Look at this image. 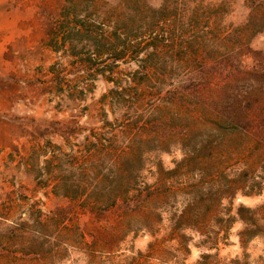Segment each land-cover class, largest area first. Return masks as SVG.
Segmentation results:
<instances>
[{
	"label": "trees",
	"instance_id": "16d2710c",
	"mask_svg": "<svg viewBox=\"0 0 264 264\" xmlns=\"http://www.w3.org/2000/svg\"><path fill=\"white\" fill-rule=\"evenodd\" d=\"M241 1L246 19L234 26L226 17L237 0H64L44 39L58 54L46 92L60 97L59 109H76L98 76L114 86L101 99L100 124L81 123L76 116L55 120L33 134L29 147L12 145L0 157V264H62L70 246L85 238L78 226L71 229L68 210L46 212L40 200L25 193L21 176L90 212L120 204L131 211L146 209L145 227L154 238L161 231L156 225L164 221L156 211L171 213L165 238L186 240L189 230L216 248L228 238L234 219L210 218L229 214L222 205L232 187L210 179L208 139L215 132L221 152L245 121L217 101L210 106L213 102L190 97L185 84L207 62L221 63L226 51L248 47L264 32V0ZM133 63L134 71L120 68ZM176 141L183 145L184 159L153 185H144L147 153L171 149ZM240 208L249 212L239 214L245 247L264 237V204ZM90 249L96 257L98 249Z\"/></svg>",
	"mask_w": 264,
	"mask_h": 264
},
{
	"label": "rangeland",
	"instance_id": "374dc122",
	"mask_svg": "<svg viewBox=\"0 0 264 264\" xmlns=\"http://www.w3.org/2000/svg\"><path fill=\"white\" fill-rule=\"evenodd\" d=\"M63 3L64 0H0V157L12 145L29 147L33 134L55 120L76 116L81 123L100 124L101 99L114 83L98 76L94 90L76 109H59L60 97L46 92V81L51 78L49 67L58 54L44 45V39ZM233 8L226 22L237 26L245 22L247 10L241 0ZM226 53L221 63L207 62L202 71L190 74L185 85L190 97L213 102L207 103L210 106L217 101L215 104L223 110L236 112L245 121L240 127L243 132L237 130L229 135L221 152L216 149L215 132L208 139L213 146L205 163L210 179L217 185L232 187V194L224 198L222 205L224 210L230 209L229 214L222 212L210 218L211 222L217 217L234 219L228 238L220 241L218 248L203 244L205 236L189 230L184 232L189 239L165 238L169 211H156L164 221L156 225L161 231L154 238L145 227L146 209L131 211L120 204L102 213L90 212L48 189L38 188L30 177L21 176L25 193L40 200L46 212L68 210L74 220L71 229L78 226L85 233L84 242L78 247L70 246L62 264H239L237 260L241 264H264V237L256 236L244 247L240 236L245 224L239 218L240 213L249 214L241 206L256 208L264 204V32L255 35L248 47ZM120 68L134 71L136 64H121ZM86 105L91 109L83 110ZM107 110L112 119L109 106ZM165 132L159 129L160 134ZM195 140L203 139L201 136ZM175 144L168 150L147 153L144 185H153L159 174L168 173L184 159L183 145ZM227 150L232 153L229 155ZM250 191L253 193H245ZM90 248L98 249L96 257H92Z\"/></svg>",
	"mask_w": 264,
	"mask_h": 264
}]
</instances>
